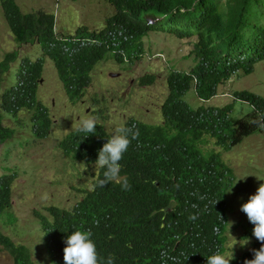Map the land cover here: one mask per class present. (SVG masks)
Wrapping results in <instances>:
<instances>
[{
  "label": "trees",
  "instance_id": "trees-1",
  "mask_svg": "<svg viewBox=\"0 0 264 264\" xmlns=\"http://www.w3.org/2000/svg\"><path fill=\"white\" fill-rule=\"evenodd\" d=\"M109 2L114 15L105 27L85 37L59 35L54 15L23 13L15 0H1L16 43L37 44L40 55L31 60L14 50L0 60V83L19 62L16 81L0 92V145L15 134L3 122L6 112L27 110L35 137L46 140L49 136L53 124L50 106L38 99L47 60L55 66L66 95L80 106L86 103L82 100L95 67L109 53L120 64L125 63L124 57L129 62L139 59L142 39L151 31L178 40L194 39V65L188 70L174 69L166 79L169 94L161 105L163 122L145 123L126 114L123 127L139 132L119 162L120 176L129 187H122L123 181L99 186L104 169L95 170L93 162L110 135L96 123L94 133L85 137L72 133L59 145L66 158L93 168L91 185L78 190L81 197L72 207L51 205L47 214L34 211L42 226L47 261L53 264H64V240L77 229L92 231L105 262L111 255L114 264H207L217 250L224 251L227 220L223 207L233 185V171L217 153H204L200 144L210 138L219 149L230 151L245 138L264 134V96L236 90L224 106H192L184 96L192 91L196 101L207 102L233 78L252 75L257 65H264V0ZM154 77L144 75L139 84L149 86ZM236 105H246L248 110L232 119ZM16 177L17 173L0 176V220L7 225L18 220L11 210ZM253 228L250 222L245 229L243 226L247 239L255 238ZM0 245L13 264H36L29 247L14 243L1 231ZM260 247L257 242L253 249ZM253 258L252 251L230 264Z\"/></svg>",
  "mask_w": 264,
  "mask_h": 264
},
{
  "label": "rangeland",
  "instance_id": "rangeland-1",
  "mask_svg": "<svg viewBox=\"0 0 264 264\" xmlns=\"http://www.w3.org/2000/svg\"><path fill=\"white\" fill-rule=\"evenodd\" d=\"M23 13L44 11L56 19V31L59 35L89 36L93 30L105 27L107 19L114 15L115 9L109 0H15ZM257 16L262 17L260 13ZM194 39L178 40L176 37L160 31H151L142 39V55L139 59L120 64L109 53L105 60L97 64L92 73V84L87 89L86 103L77 106L64 92L52 61L47 60L43 81L39 85L38 99L50 106L54 115L52 130L46 140H39L31 131V113L23 109L17 114L3 113L5 125L12 127L15 134L12 139L0 145V176L17 173L13 184V206L11 210L18 218L14 225H7L0 220V231L11 238L14 243L23 244L31 250L36 264H53L47 261V250L43 243V232L40 221L35 215L36 209L47 214V207L57 205L63 208L72 207L81 197L78 190L88 188L93 180V168L66 158L59 146L65 139L64 133L76 121H66L63 116L70 111L93 108L92 101L103 106L97 123L104 126V131L113 134L123 127L126 117L136 116L145 123L158 124L164 116L161 105L168 97L166 79L172 70H188L194 65ZM19 51L21 58L28 56L36 60L40 55L37 44L18 45L5 20L0 0V60L12 51ZM19 62L14 63L6 73L5 81L0 83V92L16 81L15 72ZM112 73L121 77L111 78ZM154 75V82L140 87L139 78ZM220 95L207 102L196 101L190 91L184 99L192 106L197 104L224 106L232 100L236 90H249L264 96V65L260 63L252 75L241 74L220 88ZM82 100V101H83ZM81 101V100H80ZM104 104V105H103ZM76 106V107H74ZM140 106V107H139ZM152 111L146 113L143 107ZM248 107L236 105L232 119L244 115ZM137 109V111H135ZM110 112L107 114V112ZM141 117V118H139ZM129 118V117H128ZM77 119V118H75ZM209 139L200 144L204 153H217L233 171L232 187L224 204L227 227L225 232L224 252H233L234 259L243 257L250 251L251 241L246 243L243 231L249 222L246 214L240 211L243 203L254 194L260 184L264 183V134L257 133L244 139L230 151L216 147ZM35 210V211H34ZM6 218V217H5ZM239 223L242 227L239 226ZM253 242V241H252ZM246 243V244H245ZM0 264H13L9 252L0 245Z\"/></svg>",
  "mask_w": 264,
  "mask_h": 264
},
{
  "label": "clouds",
  "instance_id": "clouds-1",
  "mask_svg": "<svg viewBox=\"0 0 264 264\" xmlns=\"http://www.w3.org/2000/svg\"><path fill=\"white\" fill-rule=\"evenodd\" d=\"M79 130L89 134L94 133L96 130L95 117L82 120ZM138 135V130L125 127H119L113 134H110V138L98 150L97 159L93 162L95 170L104 169V179L99 181V186H105L109 182L121 183L123 181L122 187H129L126 178L120 176L121 164L119 162L128 150L131 140L136 139ZM219 159L221 160V158ZM240 211L246 214L249 222L254 225L252 233L256 238V240L255 238L251 240L245 237L246 243L250 240L252 244L250 251L245 253L253 251L254 258L245 260L244 264H264V183L260 184L256 192L249 196L247 202L241 205ZM190 218L195 219V217ZM92 236L93 233L90 229H77L71 232L64 240L66 245L63 249L64 264H114L115 258L111 255L105 262V258L98 253ZM257 242L261 243L258 250L253 249ZM232 259H234L232 251L221 253L217 250L207 258V264H230Z\"/></svg>",
  "mask_w": 264,
  "mask_h": 264
},
{
  "label": "flooded vegetation",
  "instance_id": "flooded-vegetation-1",
  "mask_svg": "<svg viewBox=\"0 0 264 264\" xmlns=\"http://www.w3.org/2000/svg\"><path fill=\"white\" fill-rule=\"evenodd\" d=\"M119 74V77H121V74L120 73H118ZM140 87H142V88H146L145 86H142V85H140ZM96 101L94 102V101H92V106H93V108L91 109V111H90V107H86L85 108V110H87V113L86 114H81L82 113V110H74V111H70V115H68V116H66V117H64L63 116V119L64 120H66V121H69V119L71 118V119H73V121L75 122L76 121V125L75 126H72V127H69V130L68 131H66L65 133H64V137H66V136H68V135H70V134H72V133H77L80 137H85V136H83V135H86L87 133L86 132H83V131H80L79 129H80V127H81V121L82 120H84V119H86V118H89V117H95V119H96V123H97V120H98V116H99V118H100V116L101 115H103L102 114V112L101 111H103L104 112V110H102L103 109V106L101 105V101H100V103H99V101L97 100V99H95ZM83 101H85V100H83ZM82 103V102H81ZM74 105H76V104H74ZM104 105V104H103ZM77 106H79V105H77ZM74 107H76V106H74ZM140 107V106H139ZM142 110L144 111V112H146V113H149L150 111H152V109H149L147 106H145V107H143L142 108ZM135 111H137V109L135 110ZM50 112V111H49ZM110 112L108 111L107 112V114H109ZM50 115H51V112H50ZM51 117H53L54 118V115H51ZM122 117H126V115H123ZM75 118H77V119H75ZM55 119V118H54ZM54 119H52L53 121H54ZM99 124V123H98ZM101 125V124H100ZM103 126V125H102ZM31 131L33 132V122H32V125H31ZM51 133V132H50ZM109 134V133H108ZM50 135V134H49ZM110 135V134H109ZM34 132H33V137L32 138H34ZM35 139V138H34Z\"/></svg>",
  "mask_w": 264,
  "mask_h": 264
},
{
  "label": "water",
  "instance_id": "water-1",
  "mask_svg": "<svg viewBox=\"0 0 264 264\" xmlns=\"http://www.w3.org/2000/svg\"><path fill=\"white\" fill-rule=\"evenodd\" d=\"M110 77H111V78H117V77H119V74L112 73V74L110 75ZM40 81L42 82L43 79H40ZM13 202H14V200H13Z\"/></svg>",
  "mask_w": 264,
  "mask_h": 264
}]
</instances>
